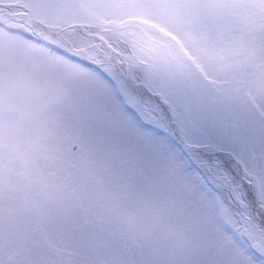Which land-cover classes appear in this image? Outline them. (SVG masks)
Instances as JSON below:
<instances>
[{"label": "snow or ice", "instance_id": "obj_1", "mask_svg": "<svg viewBox=\"0 0 264 264\" xmlns=\"http://www.w3.org/2000/svg\"><path fill=\"white\" fill-rule=\"evenodd\" d=\"M256 257L264 0H0V264Z\"/></svg>", "mask_w": 264, "mask_h": 264}, {"label": "rangeland", "instance_id": "obj_2", "mask_svg": "<svg viewBox=\"0 0 264 264\" xmlns=\"http://www.w3.org/2000/svg\"><path fill=\"white\" fill-rule=\"evenodd\" d=\"M173 146H174V148H175V151L177 152V154L182 158V159H184V160H188V161H190L191 160V156H190V154L188 153V152H184V151H182L181 150V148L179 147V146H177L176 144H174L173 143ZM212 187V186H211ZM213 188V187H212ZM208 189H209V192H210V194H212V195H216L217 196V194L208 186ZM213 189H215V188H213ZM256 260H257V262H258V264H264V260H262V259H260L259 260V258L257 257L256 258Z\"/></svg>", "mask_w": 264, "mask_h": 264}, {"label": "trees", "instance_id": "obj_3", "mask_svg": "<svg viewBox=\"0 0 264 264\" xmlns=\"http://www.w3.org/2000/svg\"><path fill=\"white\" fill-rule=\"evenodd\" d=\"M216 194H217V196H220L221 194H220V192L218 191V190H216V189H213L212 187H211V185H208ZM225 203H227V200H225ZM257 258V257H256ZM259 258V260L261 259L260 257H258Z\"/></svg>", "mask_w": 264, "mask_h": 264}, {"label": "water", "instance_id": "obj_4", "mask_svg": "<svg viewBox=\"0 0 264 264\" xmlns=\"http://www.w3.org/2000/svg\"><path fill=\"white\" fill-rule=\"evenodd\" d=\"M173 142H174L177 146H179V147L181 148L182 151L187 152V151L184 149L183 145H181L179 142H177V141H173Z\"/></svg>", "mask_w": 264, "mask_h": 264}]
</instances>
